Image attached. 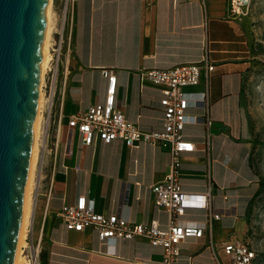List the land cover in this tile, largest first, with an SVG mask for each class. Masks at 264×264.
<instances>
[{
  "label": "crops",
  "instance_id": "0c3cea01",
  "mask_svg": "<svg viewBox=\"0 0 264 264\" xmlns=\"http://www.w3.org/2000/svg\"><path fill=\"white\" fill-rule=\"evenodd\" d=\"M206 44L216 63L209 82L211 145L206 143L203 122L185 124V138L196 149L182 155L180 179L187 191L203 192L210 181L213 184L212 203L222 213L212 225L218 260L207 237L188 238L170 264H229L223 242L231 237L248 240L246 222L260 180L251 156L250 120L242 103L248 52L242 17L230 14L228 0H75L73 54L67 75H61L59 82L64 88L62 142L55 161L50 156L42 160L43 172L53 180L42 251L46 264H166L163 247L146 238L102 242L93 228L67 230L54 213L86 196L94 200L98 212L117 213L136 223L156 220L167 230L170 213L155 206L152 186L169 171V151L146 142L128 146L119 139L105 144L98 137L86 145L82 133L71 130L68 121L105 101L104 72L113 70L116 105L126 118L142 131H163L162 86L144 72L199 61ZM204 89L201 83L187 91ZM202 113L199 106L188 109L189 115ZM39 193L35 217L39 216L41 228L46 198L42 189ZM180 219L202 222L207 212L188 209Z\"/></svg>",
  "mask_w": 264,
  "mask_h": 264
},
{
  "label": "built area",
  "instance_id": "2783aa9c",
  "mask_svg": "<svg viewBox=\"0 0 264 264\" xmlns=\"http://www.w3.org/2000/svg\"><path fill=\"white\" fill-rule=\"evenodd\" d=\"M253 0H228L229 12L232 16L242 17L249 11ZM75 0H66L60 25L50 39L49 60L46 66L43 85L41 87L44 102L42 106L43 122L41 124L40 149L42 160L52 157L55 161L62 142L61 107L64 88L60 87L61 75H67L69 58L73 54ZM63 73L61 74V72ZM216 71V63L211 60L210 50L206 44L201 60L186 62L167 69L151 68L145 70L146 77L162 86L161 105L164 111V130L142 131L139 126L128 120L116 105L117 76L113 70H105L108 79L106 99L102 103L91 106L86 112L73 114L68 121L71 130H79L84 144L90 145L96 137L105 144L114 140H122L128 146L140 142L158 145L167 149L171 156L170 168L164 179L152 186L155 206L170 213L167 230L160 228L154 220L151 223H136L121 217L117 213L104 214L96 210L95 202L80 196L73 205L65 204L54 213L69 231L81 232L93 228L102 242H114L117 239H135L143 237L153 245L164 249L166 264L175 261L181 254V244L188 238H208V246L218 260L217 248L212 234V225L222 217L212 203L213 184L203 192L187 191L181 182L182 160L185 153L193 152L196 144L185 138L184 128L188 122L201 121L207 128L206 143L211 145L210 128L213 119L210 114L211 100L209 82ZM205 84L200 92L187 91L189 87ZM60 99V100H59ZM191 106L203 108L200 115H189ZM42 165V161H41ZM42 184V186H41ZM42 189L46 198L45 214L38 235L37 243L32 241V254L36 253V264L43 251L45 222L50 213V200L53 193V180L47 176L39 178L37 197ZM188 209H202L207 212V219L202 222H186L181 220ZM223 252L229 264H254L257 258L256 249L249 240L231 237L222 244ZM33 258V257H32Z\"/></svg>",
  "mask_w": 264,
  "mask_h": 264
},
{
  "label": "water",
  "instance_id": "95a60500",
  "mask_svg": "<svg viewBox=\"0 0 264 264\" xmlns=\"http://www.w3.org/2000/svg\"><path fill=\"white\" fill-rule=\"evenodd\" d=\"M48 0H0V264H14L40 100Z\"/></svg>",
  "mask_w": 264,
  "mask_h": 264
},
{
  "label": "rangeland",
  "instance_id": "374dc122",
  "mask_svg": "<svg viewBox=\"0 0 264 264\" xmlns=\"http://www.w3.org/2000/svg\"><path fill=\"white\" fill-rule=\"evenodd\" d=\"M65 2L66 0H52L53 16L50 39L60 25ZM242 24L248 45V52L245 54V88L242 103L250 120L252 130L251 156L260 180V190L253 199L247 218L245 237L256 249L257 258L254 264H264V0H253L249 11L242 16ZM43 101H45L44 97ZM42 122L43 115L41 116L36 159L32 170L28 218L24 243L21 247L22 261H25L26 258H32V241L37 243V235L40 230V218L37 214L35 217L37 183L39 178L43 179L47 175L45 170L43 172L41 165L42 150L39 142L41 141ZM32 215L33 221L31 222ZM44 241L45 239L42 242V248ZM41 263L42 253L39 257V264Z\"/></svg>",
  "mask_w": 264,
  "mask_h": 264
},
{
  "label": "bare ground",
  "instance_id": "6f19581e",
  "mask_svg": "<svg viewBox=\"0 0 264 264\" xmlns=\"http://www.w3.org/2000/svg\"><path fill=\"white\" fill-rule=\"evenodd\" d=\"M52 0H48V11H47V25H46V34H45V42H44V50H43V58H42V67H41V80H40V100H39V107H38V113L35 123V134H34V142H33V149H32V155H31V164H30V172L28 176L27 186H26V197H25V206H24V213H23V219H22V225L20 229V235H19V241H18V247L16 251V256L14 260V264H36V253L33 251V255L31 259L26 258L25 261H22L21 258V247L24 243V236H25V228H26V222L28 218V207H29V193H30V185L31 179H32V170L34 167V162L36 159V150H37V143L39 138V128L41 123V116H42V104H43V92H42V85H43V79L44 74L46 70V66L49 60V46H50V35H51V26H52ZM33 221V220H32Z\"/></svg>",
  "mask_w": 264,
  "mask_h": 264
},
{
  "label": "trees",
  "instance_id": "16d2710c",
  "mask_svg": "<svg viewBox=\"0 0 264 264\" xmlns=\"http://www.w3.org/2000/svg\"><path fill=\"white\" fill-rule=\"evenodd\" d=\"M252 202H253V200H252ZM252 204V203H251ZM250 209H251V207H250ZM41 264H46V261H45V255H44V253L42 252V263Z\"/></svg>",
  "mask_w": 264,
  "mask_h": 264
}]
</instances>
